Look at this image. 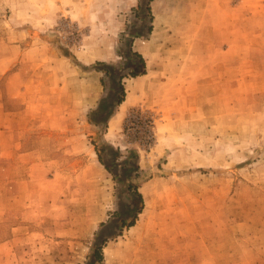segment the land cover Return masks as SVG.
<instances>
[{
  "label": "rangeland",
  "instance_id": "374dc122",
  "mask_svg": "<svg viewBox=\"0 0 264 264\" xmlns=\"http://www.w3.org/2000/svg\"><path fill=\"white\" fill-rule=\"evenodd\" d=\"M137 3L0 0V264H84L128 183L102 264H264V0L150 4L130 43Z\"/></svg>",
  "mask_w": 264,
  "mask_h": 264
},
{
  "label": "trees",
  "instance_id": "16d2710c",
  "mask_svg": "<svg viewBox=\"0 0 264 264\" xmlns=\"http://www.w3.org/2000/svg\"><path fill=\"white\" fill-rule=\"evenodd\" d=\"M152 0H138V3L136 5L135 10L137 11V15L139 17V19L142 21V27L140 26V28L135 29L133 27L127 29V30H131L133 32L128 33V35L130 36V43H132V40L135 37H140V38H145L148 34H150L151 29H152V20H153V16L151 13V7H150V2ZM149 22L147 25H145V21L146 20ZM130 49V47H129ZM124 53V51H123ZM135 55L138 57L139 60V64H140V68L137 67V69H134L133 71L130 72V74L132 76L134 75H138V74H143L145 72L144 69V60L143 57L140 53H135ZM109 96H111V93L113 92H117L116 95L112 100H109V97H105V98H101L99 101V105L96 108V110L94 111V114H100L102 112H104V115L100 118V122H105V120H107L111 114L114 112L115 106L118 105L120 102H122L124 100V96H125V92H124V88L123 86L118 83L117 85H111L109 86ZM132 156L134 154L133 151H130ZM125 163L130 164L131 165V169L135 170L138 169V163L137 161H130V160H124ZM102 164L109 169L110 172L113 173V175L115 176V178L118 180V182L120 183H125L126 182V176L128 175V173L124 172L119 174L117 173V171H115L114 169H112L104 160H101ZM127 189L131 190V200L134 199V203H138V206L135 208V210L132 212L130 211V205L127 203V205H125L124 208H120V204H118V211L116 212V216H118V218L115 220L114 219H110L106 222H103L100 224V227L98 229V231L95 233L93 241H92V249L91 252L89 253L87 260L85 261L84 264H102L103 262V252H102V247L105 244V242L107 241L108 238L113 237L115 235H117L118 233H120L122 227H129L132 226L135 222V218L138 215V213L141 211L142 208V203H143V198L141 193L138 190V186L136 184L133 183H128V187ZM129 200V203H131L132 201ZM133 203V202H132ZM131 220L125 223V220L127 218H130ZM121 220L122 222L119 224L118 221ZM108 229H112L113 231H108ZM117 232H116V231Z\"/></svg>",
  "mask_w": 264,
  "mask_h": 264
},
{
  "label": "crops",
  "instance_id": "0c3cea01",
  "mask_svg": "<svg viewBox=\"0 0 264 264\" xmlns=\"http://www.w3.org/2000/svg\"><path fill=\"white\" fill-rule=\"evenodd\" d=\"M150 4L152 5V4H156V6H158V7H163V6H166V4H167V0H152L151 2H150ZM152 10H153V8H152ZM153 14H154V12H153ZM155 15V14H154ZM198 26H200V25H198ZM199 28V27H198ZM156 29H158V28H156V25H154V24H152V29H151V32H150V34H148L149 36H151V35H153L155 32H156ZM141 54V53H140ZM140 75H146V69H145V72L143 73V74H140Z\"/></svg>",
  "mask_w": 264,
  "mask_h": 264
},
{
  "label": "bare ground",
  "instance_id": "6f19581e",
  "mask_svg": "<svg viewBox=\"0 0 264 264\" xmlns=\"http://www.w3.org/2000/svg\"><path fill=\"white\" fill-rule=\"evenodd\" d=\"M134 86V85H133ZM125 103L126 102H122L121 104H120V107H119V109L115 112V114H114V118H113V120H112V125H116L118 122H119V120H120V118H121V115H122V113H123V110H124V108H125Z\"/></svg>",
  "mask_w": 264,
  "mask_h": 264
}]
</instances>
